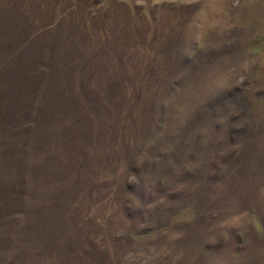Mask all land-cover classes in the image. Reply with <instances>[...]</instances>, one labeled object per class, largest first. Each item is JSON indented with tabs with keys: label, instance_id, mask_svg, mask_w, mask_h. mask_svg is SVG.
<instances>
[{
	"label": "rangeland",
	"instance_id": "rangeland-1",
	"mask_svg": "<svg viewBox=\"0 0 264 264\" xmlns=\"http://www.w3.org/2000/svg\"><path fill=\"white\" fill-rule=\"evenodd\" d=\"M0 264H264V0H0Z\"/></svg>",
	"mask_w": 264,
	"mask_h": 264
}]
</instances>
